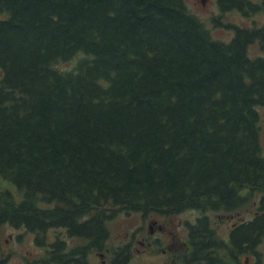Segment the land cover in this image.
Here are the masks:
<instances>
[{
  "label": "trees",
  "instance_id": "trees-1",
  "mask_svg": "<svg viewBox=\"0 0 264 264\" xmlns=\"http://www.w3.org/2000/svg\"><path fill=\"white\" fill-rule=\"evenodd\" d=\"M227 26L233 36L215 38L186 0H0V177L16 187L0 188V230L43 240L60 227L100 248L117 206L198 208L182 264H264V53L249 52L264 50V24ZM257 192L220 237L206 211ZM65 241L39 242L48 256L30 264H93Z\"/></svg>",
  "mask_w": 264,
  "mask_h": 264
},
{
  "label": "rangeland",
  "instance_id": "rangeland-1",
  "mask_svg": "<svg viewBox=\"0 0 264 264\" xmlns=\"http://www.w3.org/2000/svg\"><path fill=\"white\" fill-rule=\"evenodd\" d=\"M261 4L263 0H255ZM189 10L201 18L211 30L215 38L229 40L234 29L227 24L241 26H259L264 24V8L258 9L251 14H243L240 10L230 8L222 10L217 0H186ZM249 52L252 56L263 54L264 50L258 41L253 43ZM80 54L74 58L58 63L60 69H70L75 66ZM261 143L264 153V107H260ZM0 188L16 190L15 185L0 177ZM248 188L245 187L244 190ZM260 193L253 196L246 205L231 213H218L208 210L213 221L212 226L216 228L220 237L226 239L231 227L238 221L251 216L256 207V201ZM108 205L106 208H111ZM119 207L116 215L108 220V231L99 248L92 245L90 248L83 237L70 236L64 228H50L46 233V240L52 241L60 235L66 238L65 249L83 250L93 264H113L115 254L127 249L130 254L129 264H182V258L186 254L187 239L189 234V223L203 214L198 208H183L181 210L166 209L159 213L148 211L142 213L140 210L129 211ZM101 209H103L101 207ZM43 240L37 238L36 232L26 227L16 228L5 224L0 230V264H30L37 260H44L47 248ZM258 248L264 255V239ZM49 259V257H48ZM191 264H198L194 260Z\"/></svg>",
  "mask_w": 264,
  "mask_h": 264
},
{
  "label": "flooded vegetation",
  "instance_id": "flooded-vegetation-1",
  "mask_svg": "<svg viewBox=\"0 0 264 264\" xmlns=\"http://www.w3.org/2000/svg\"><path fill=\"white\" fill-rule=\"evenodd\" d=\"M45 246H47V244ZM46 248H47V250L49 249L48 247H46Z\"/></svg>",
  "mask_w": 264,
  "mask_h": 264
}]
</instances>
